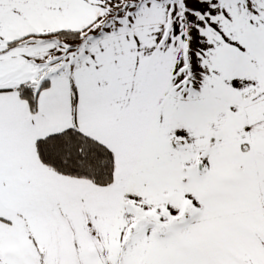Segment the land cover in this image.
<instances>
[{
	"label": "snow or ice",
	"instance_id": "snow-or-ice-1",
	"mask_svg": "<svg viewBox=\"0 0 264 264\" xmlns=\"http://www.w3.org/2000/svg\"><path fill=\"white\" fill-rule=\"evenodd\" d=\"M0 264H264V0H0Z\"/></svg>",
	"mask_w": 264,
	"mask_h": 264
}]
</instances>
